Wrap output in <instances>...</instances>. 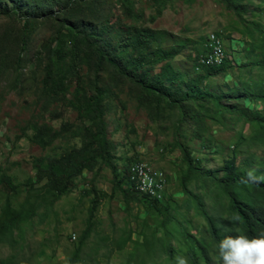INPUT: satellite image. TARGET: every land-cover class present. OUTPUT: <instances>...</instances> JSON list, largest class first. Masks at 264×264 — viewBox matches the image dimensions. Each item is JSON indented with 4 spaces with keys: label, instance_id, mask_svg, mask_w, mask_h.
<instances>
[{
    "label": "trees",
    "instance_id": "trees-1",
    "mask_svg": "<svg viewBox=\"0 0 264 264\" xmlns=\"http://www.w3.org/2000/svg\"><path fill=\"white\" fill-rule=\"evenodd\" d=\"M117 1L126 16L133 17L132 0ZM156 1L160 3V0ZM219 1L237 17L249 21L254 27L252 30L260 34L257 39L250 40L252 49L257 50L255 56H246L243 63L234 64L231 59L215 64L200 63L199 56L207 52L205 46L194 47L189 67L175 64L183 53L184 42L169 36L164 29L137 24L143 16L142 10L136 11L137 21L126 23L111 11L103 12L101 0H0V15L22 21L20 50H26L28 37L34 33L38 18L54 17L56 27L49 43L42 82L52 98L65 97L67 106L80 117L75 126L61 124L54 127L50 121L61 116L46 115L44 111L42 115L31 116L22 126L23 132L32 131L33 144L51 152L35 156L34 178L28 177L17 183L14 175L0 171V245H6L11 251L5 257L0 256V264H31L20 259L14 251L26 240L25 224L34 226L36 219L43 223L56 200L72 190L83 172L90 175L89 187L83 188L86 195H90L87 218L77 240L73 239L76 241L72 242L67 259L57 264H100L102 259L109 264L114 250L132 240V232L137 238L132 240L133 247L122 264H175L176 256H184L187 264H219L214 254V244L219 239L239 233L252 237L264 230V179L255 183L241 182L249 169L264 177V24L243 18L247 12L254 14L250 9L253 0ZM258 2L264 3V0ZM56 4L61 7L54 9ZM85 7L90 12L84 10ZM157 10L161 12L160 8ZM3 35L7 37L8 33ZM4 62L1 59L0 65ZM82 62L93 64L92 91L82 77ZM102 64L114 67L136 86L138 104L150 108L155 116L164 109L172 114L174 109L177 111L178 122L172 133L180 150L178 183L182 186L183 198L170 201L164 195V188L156 189L160 196L138 190L141 182L138 183L137 173L130 165L140 158H125L119 167L116 144L108 131L105 100L110 90L115 94L125 90L115 91L100 83L97 70ZM240 71L243 77L239 79ZM227 75L233 79V86L226 91L211 87L213 77ZM71 84L73 90L69 92ZM128 91L132 89L128 88ZM129 99L133 98L130 96ZM124 104L122 101L123 108ZM225 113L232 120H241L243 125L249 123L252 127L249 139L238 133L230 147L220 146L212 139L210 125H222L221 117ZM84 117H87L86 121ZM71 132L80 140L79 146L68 144ZM182 138L197 139L199 149H212L215 153L225 151L227 154L232 149L222 158L220 167L210 169L202 164V159L194 157ZM56 139H59L57 143ZM248 140L256 147L238 151L239 144ZM241 154L244 158L240 162ZM103 166L110 169L112 176L109 194L95 186ZM164 179L167 183L165 174ZM20 186L25 190L21 195ZM116 194L122 209L136 223L123 229L118 236L112 224L110 232L99 240L107 242L106 252L99 254V247H94L88 254L84 246L92 234H97L96 207L103 198ZM138 209L149 216L151 222L138 221L134 214ZM232 216L238 217V221H232ZM40 245L43 249L50 248L44 242ZM52 258L56 260L54 253Z\"/></svg>",
    "mask_w": 264,
    "mask_h": 264
},
{
    "label": "rangeland",
    "instance_id": "rangeland-1",
    "mask_svg": "<svg viewBox=\"0 0 264 264\" xmlns=\"http://www.w3.org/2000/svg\"><path fill=\"white\" fill-rule=\"evenodd\" d=\"M132 3L133 17L129 18L122 11L117 0H101L103 12L111 11L122 18L124 22L134 23L137 21L136 11L142 10L143 16L136 22L137 24L153 29H164L169 32V36L172 35L175 39L183 41L185 48L175 64L189 67L194 56V47L204 48L205 42L208 44L209 51L205 56H201L200 62L213 64L217 62V58L221 59L222 56L215 57L213 52L214 45L220 46L223 51L221 40L215 32L220 33L225 50L234 64L243 63L246 61V56L252 58L257 52L252 49L250 40L254 37L257 39L260 34L252 30L254 27L250 25L249 21L237 17L233 10L226 8L224 3L219 0H160L159 4L156 0H132ZM251 5L253 6L250 4L247 6L254 10V14L247 12L243 18L257 20L264 24V3L253 0ZM60 7V4L54 5V9ZM158 8L161 9L160 13H158ZM83 9L90 10L87 7ZM53 18H38L34 33L28 37L26 50H20L18 41L22 21L14 17L0 15V60L5 61V64L0 65V171L14 175L17 183L27 180L28 177L34 178L35 156L51 152V150L41 149L31 142L32 131L30 129L22 131L25 122L31 116L42 115L44 111L46 115L54 113L53 115L61 116L50 121L54 127H59L61 124L75 126L80 120L77 112L73 111L69 105L67 106L66 98L63 96L52 98L44 89L42 82L49 43L56 27V24L53 25ZM246 29H249L247 33ZM4 33H8L7 37L3 35ZM65 48L67 49L68 45ZM187 55L191 56L187 57ZM155 71H158V68ZM97 72L100 83L106 88H113L115 91L125 90L117 94L110 90L105 100L108 131L116 144L115 154L120 158L117 160L119 167H122L125 158H140L135 161L139 163L147 161L166 175L165 197L170 198V201L183 198L182 186L178 183L181 168L180 150L174 143L172 133L174 124L178 122L176 120L177 111L174 109V114H172L164 109L155 116L150 108L138 104L136 86L130 84L114 67L102 64ZM82 73L84 81L89 85V91H92L94 85V83L92 84L94 81L93 64L82 62ZM240 74L238 75L239 79L243 77L241 71ZM256 77L259 76L256 75ZM210 84L215 90L226 91L235 83L227 75L213 77ZM128 88H131L132 91H128ZM72 90L73 84L69 86V92ZM130 96L133 99H129ZM122 101L125 102L124 108ZM229 103H233V101L229 100ZM249 104L252 106L251 103ZM58 110L61 112L58 113ZM86 118L83 119L86 121ZM221 121L222 125L215 123L210 125V134L218 145L232 146L238 133L245 139H249L248 134L252 130L249 123L243 125L241 120H232L227 113L223 114ZM180 126L183 129L184 123L182 122ZM181 140L187 141L194 157L202 159V164L210 169L220 167L222 158L227 156L232 149H229L227 154L225 151L215 153L211 152L212 149H199V140L197 139L182 138ZM58 141L59 139H56L55 143ZM68 142L69 145H80V140L75 137L73 132L70 133ZM248 147L254 149L256 145H253V142L249 140L241 142L238 151ZM243 158L244 154H241L239 161L241 162ZM220 174L221 172L218 173V175ZM111 177L110 169L103 166L96 177V188L109 194ZM89 178L90 175L83 172L76 179L72 190L56 200L43 223L36 219L34 226H31V223L25 224L27 227L26 240L23 241L22 247L18 245L14 249L20 259L28 260L31 264H57V262L67 259L73 247L72 242L77 240L84 227L87 209L90 207V195H86L87 193L83 191V188L89 187ZM204 179L207 182H212L209 178ZM24 191V188L20 186L19 194L21 195ZM116 195L111 198H103L96 207L97 234H92L84 246V251L88 254L93 251L94 247H99V254L106 252L107 242L104 241L105 239L99 240L101 236L105 237L110 232L112 224L115 225L116 236H118L123 229L131 228L136 223L122 209L120 197L118 194ZM134 214L137 215L138 221L144 219L151 222V218L141 209L136 210ZM71 233L76 234V240L70 239ZM135 238H137V234L132 232L131 239ZM132 240L128 241L123 248L114 250L110 256L109 264H122L126 253L133 247ZM41 242L49 245L50 248L43 249L40 245ZM172 244L176 243L172 241ZM10 252L6 245H0L1 257L7 256ZM53 253L56 260L52 258ZM101 261L103 262L100 264H106L104 259Z\"/></svg>",
    "mask_w": 264,
    "mask_h": 264
},
{
    "label": "clouds",
    "instance_id": "clouds-1",
    "mask_svg": "<svg viewBox=\"0 0 264 264\" xmlns=\"http://www.w3.org/2000/svg\"><path fill=\"white\" fill-rule=\"evenodd\" d=\"M217 36H219L222 46H223V55L221 60L216 63H221L224 59H230L225 47L223 45V41L221 39V35L218 32H215ZM206 46V54L208 53V44L205 42L204 47ZM205 54V55H206ZM200 55L198 60L200 62L201 56ZM201 63V62H200ZM205 64V63H204ZM215 64V63H213ZM147 167L151 168L152 170L161 173V177L163 179V188L166 186L164 173L153 167L149 162L144 161L142 162ZM133 165L131 164L130 167ZM264 177L257 176L254 174V170L249 169L245 172L244 176L241 177V182H258ZM232 221H238V217L232 216L230 217ZM74 235V238H72ZM76 238L75 233H71L70 239L73 240ZM214 254L219 259V264H264V230L258 232L257 235L249 237L246 234L239 233L237 235H227L223 238L219 239L214 244ZM175 264H187V260L184 256H176L174 257Z\"/></svg>",
    "mask_w": 264,
    "mask_h": 264
},
{
    "label": "bare ground",
    "instance_id": "bare-ground-1",
    "mask_svg": "<svg viewBox=\"0 0 264 264\" xmlns=\"http://www.w3.org/2000/svg\"><path fill=\"white\" fill-rule=\"evenodd\" d=\"M211 42V41H210ZM212 44V42H211ZM213 45V44H212ZM210 46V45H209ZM214 54H215V57H218V56H222L223 54V51L220 49L221 47L218 46V45H214ZM212 47V48H213ZM212 50V49H211ZM212 53V52H211ZM213 54V53H212ZM211 56V55H210ZM212 59V58H211ZM221 59L217 58V62L220 61ZM212 61V60H211ZM204 62V61H203ZM214 62V61H213ZM216 63V62H215ZM132 169L137 173V180H138V183L141 182V179L140 177L142 176V170L143 172L145 173V180H146V184L148 185L147 186V192L150 194V195H153L155 196V194H157L156 192L159 191V189L163 188V179L161 177V173H155L154 170L152 171L151 168L147 167L146 165H144L143 163H137V164H134L132 166ZM133 179V178H132ZM131 179V180H132ZM156 181V182H155ZM133 185V184H132ZM138 185V184H137ZM136 185V186H137ZM141 190V183L139 184V187H138V190ZM158 189V191L156 190ZM144 191V190H143ZM158 196L159 193L157 194Z\"/></svg>",
    "mask_w": 264,
    "mask_h": 264
},
{
    "label": "built area",
    "instance_id": "built-area-1",
    "mask_svg": "<svg viewBox=\"0 0 264 264\" xmlns=\"http://www.w3.org/2000/svg\"><path fill=\"white\" fill-rule=\"evenodd\" d=\"M140 179H141V190H144V191H146L147 192V184H146V180H145V173L143 172V170H142V176L140 177Z\"/></svg>",
    "mask_w": 264,
    "mask_h": 264
}]
</instances>
